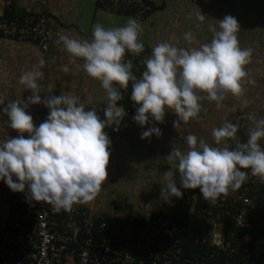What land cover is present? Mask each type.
<instances>
[{
  "label": "clouds",
  "instance_id": "9594fccd",
  "mask_svg": "<svg viewBox=\"0 0 264 264\" xmlns=\"http://www.w3.org/2000/svg\"><path fill=\"white\" fill-rule=\"evenodd\" d=\"M197 20L203 22L205 16L198 12ZM217 22L218 28L209 26L211 42L199 47L158 43L144 60L146 67L139 79L132 72L131 61L124 60L126 51L135 55L144 51L139 41L142 28L134 18L115 28L95 24L91 41L60 35L56 43L62 44L69 56L82 59L86 74L105 90L108 104L104 119L95 108L86 110L79 97L71 93L42 100L38 81L43 78L39 68L45 61L40 59L39 67L19 78V83L32 93L26 101L5 103L0 98L10 128L18 133L0 143V180L13 192L27 190L31 201L46 202L54 212L71 211L74 205L92 202L107 179L111 140L104 129L119 130L126 112L117 102L123 99L121 89L126 90L130 81L131 101L138 106L133 120L141 127L149 118L163 122L166 111L177 116L174 128L181 121L199 119L203 97L198 93H206L217 106L228 94L242 96L245 82H253L246 81L245 71L252 50L240 47V25L235 17L226 15ZM184 39L191 43L193 33H185ZM62 71H69L67 65ZM41 103L49 114L37 127L27 108ZM248 119L254 121V127L246 133V143L237 136L240 125L225 120L212 130L217 147L193 134L184 138L187 151L174 145L165 158L174 166L163 173L161 198L171 203L172 197L183 196L181 189H199L202 197L215 205L221 196L240 189L248 179V171L242 169L264 181V148L260 143L264 139V118ZM153 135L161 136V130L149 127L141 133V139Z\"/></svg>",
  "mask_w": 264,
  "mask_h": 264
},
{
  "label": "crops",
  "instance_id": "0c3cea01",
  "mask_svg": "<svg viewBox=\"0 0 264 264\" xmlns=\"http://www.w3.org/2000/svg\"><path fill=\"white\" fill-rule=\"evenodd\" d=\"M152 5L154 8L145 20H136L142 28L139 41L143 43L148 57L161 42L184 48L210 43L212 33L209 26L218 28L217 21L231 15L240 25L237 34L240 47L252 50L251 61L245 66V71L246 81L253 82H245L242 96L228 94L219 106L216 101L208 100L206 93H198L203 97L199 119H191L187 123L181 121L178 128L173 127V122L177 120L175 113L166 111L163 122L150 118L141 127L133 120L134 116L126 114L118 131H113L112 127L104 129L111 140L107 179L92 202L74 207L108 217L133 216L143 222L159 210L161 188L165 184L163 173L174 166L165 158L174 145L187 151L184 138L193 134L210 146L217 147L212 130L220 127L225 120L240 125L237 136L241 143H246V133L254 127V121L248 117L264 118L263 0H152ZM42 12L48 20L46 51L32 41H17L0 35V98L5 103L19 99L26 101L32 93L19 83V78L24 72L39 67V61L43 59L45 64L39 70L44 75L38 81L41 99L49 95L59 96L62 92L71 93L79 97L86 110L95 108L103 120L104 108L108 104L105 90L99 81L86 74L84 61L69 56L63 45L56 41L60 35L91 41L95 24L115 28L123 26L129 17H134L129 13H110L102 8L100 0H13L9 9L0 0V16ZM198 12L205 16L203 22L197 20ZM187 32L194 35L191 43L184 39ZM63 65H67L69 71H62ZM4 106L0 105V143L18 135L10 128L7 115L3 114ZM27 112L37 127L49 114L42 103L30 105ZM149 127L159 128L162 135L141 139V133ZM260 143L264 148V139ZM11 211V201H3L0 191V233ZM187 225L191 237L205 236L213 242L216 237L219 242L223 240L224 224L220 221L193 214L188 218Z\"/></svg>",
  "mask_w": 264,
  "mask_h": 264
},
{
  "label": "built area",
  "instance_id": "2783aa9c",
  "mask_svg": "<svg viewBox=\"0 0 264 264\" xmlns=\"http://www.w3.org/2000/svg\"><path fill=\"white\" fill-rule=\"evenodd\" d=\"M2 2L6 9L13 4V0ZM100 4L110 13L129 12L138 22L152 9V0H100ZM0 35L32 41L46 51L47 15L0 16ZM146 58V50L139 55L126 51L124 60L131 61L138 79ZM121 92L123 99L117 105L134 116L138 106L131 101L132 82ZM242 171L249 173L245 183L215 205L199 189H181L183 196L172 197L171 203L160 197L155 218L142 223L133 216L108 217L74 206L54 212L46 202L31 201L27 190L13 192L0 180L2 200H10L12 207L0 233V264H264V195H260L264 181L252 177L250 170ZM174 213L185 219L173 221ZM193 214L222 222L223 240L189 236L187 221Z\"/></svg>",
  "mask_w": 264,
  "mask_h": 264
},
{
  "label": "trees",
  "instance_id": "16d2710c",
  "mask_svg": "<svg viewBox=\"0 0 264 264\" xmlns=\"http://www.w3.org/2000/svg\"><path fill=\"white\" fill-rule=\"evenodd\" d=\"M153 5H152V9H151V11L153 10ZM126 13H129V12H126ZM120 14V13H119ZM14 16V14L13 13H9V14H6L5 15V17L6 18H12ZM17 16H20V15H17ZM125 55H126V53H125ZM261 197H263V195H264V190L261 192ZM161 197V196H160ZM156 214L157 213H155L154 214V216L152 217V218H155V216H156ZM259 215L261 214V212H259L258 213ZM185 219V215L184 214H178V213H174L173 214V216H172V220L173 221H177V222H181V221H183ZM141 223L143 222V221H140ZM140 222H138V223H140ZM226 222H229V221H226ZM137 223V224H138ZM1 235V234H0ZM186 249H188V246L185 244V251H186ZM263 258H264V256H263Z\"/></svg>",
  "mask_w": 264,
  "mask_h": 264
},
{
  "label": "rangeland",
  "instance_id": "374dc122",
  "mask_svg": "<svg viewBox=\"0 0 264 264\" xmlns=\"http://www.w3.org/2000/svg\"><path fill=\"white\" fill-rule=\"evenodd\" d=\"M215 242H219V238L216 237V238H215Z\"/></svg>",
  "mask_w": 264,
  "mask_h": 264
}]
</instances>
